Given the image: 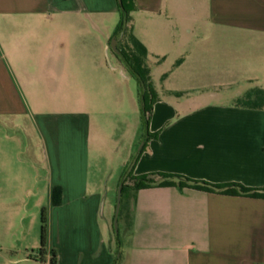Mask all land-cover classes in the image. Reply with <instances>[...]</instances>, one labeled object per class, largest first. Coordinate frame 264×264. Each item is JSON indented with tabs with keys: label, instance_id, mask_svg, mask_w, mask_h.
<instances>
[{
	"label": "crops",
	"instance_id": "1",
	"mask_svg": "<svg viewBox=\"0 0 264 264\" xmlns=\"http://www.w3.org/2000/svg\"><path fill=\"white\" fill-rule=\"evenodd\" d=\"M136 4L133 14H141L149 25L140 35L133 17L134 35L148 51L147 62L160 70L170 61L172 68L159 74V86L153 83L167 96L154 104L151 137L145 142L143 134L140 150L134 144L130 155L116 159L120 180L139 155L133 176L166 173L264 189V107L224 103L218 92L254 82H263L256 88L264 89V56L233 65L228 59L216 60L214 49L222 38H263L264 0ZM119 14L118 0H0L2 147L12 145V132L28 128L30 122L65 130L50 139L46 176L40 173L39 158H18L16 165L0 157V194L30 195L40 180L46 181L48 204L39 205L47 209L50 222L44 264H52L54 248L56 264H264V199L177 187L127 192L119 216L124 233L112 236L113 192L101 181L103 158H91L92 132L100 134L102 123L86 108H103L120 129L117 110L124 80L105 60L110 64ZM201 18L206 27L197 26ZM223 51L237 57L229 45ZM118 61L123 64L120 57ZM150 72L152 79L154 69ZM180 79V84L191 82L202 90L193 102L178 100L189 92L183 85L163 86ZM28 97H48L50 109L40 111L42 105ZM71 104L79 110L66 111ZM56 187L62 190L58 206L52 203ZM37 257L33 250L21 260L42 264Z\"/></svg>",
	"mask_w": 264,
	"mask_h": 264
},
{
	"label": "rangeland",
	"instance_id": "2",
	"mask_svg": "<svg viewBox=\"0 0 264 264\" xmlns=\"http://www.w3.org/2000/svg\"><path fill=\"white\" fill-rule=\"evenodd\" d=\"M131 15L138 21V32L140 35H143V32H146L149 26L145 18L138 13H132ZM120 22L121 14L118 16V24H120ZM197 26L202 28L206 27L207 24L203 18H201L197 23ZM113 42L114 37H112L110 40V64L107 57L105 60L108 65L113 68H117V74L124 80V88L121 90L124 93V98L119 99L118 102H120V104L117 110L119 112V122L117 124H119L120 129L118 131L116 130V123L114 119L111 120L110 118H107V116L104 114L105 112L103 108L96 109L95 106H88L86 109L92 111L95 117L98 115L97 119L101 121L100 124L102 123V131L100 134L95 131L92 132L91 158H103L102 161L106 166V168L101 172V174H103L101 181H103V183H109V188L113 192L115 207L111 219V234L117 239L118 236L123 235L124 231L120 221L118 232H116L115 228V214L119 188L121 186L120 163L116 159L126 158L128 154L130 155V150H132L131 147L134 144L137 145V151L140 150L143 145V141L140 139L143 134H146V130L142 118L141 95L138 79L129 68L123 64L121 65V63L118 61V53L112 47ZM226 45H229L231 48H233L232 54H236V58L233 57L234 55H224L225 51H223V47ZM117 46L118 44H116V47ZM214 49L217 50L216 53H218V57L215 59L219 62H222L224 59H228L227 61H230L233 65H235L238 63H245L247 60L255 61V59L264 56V36L263 38L252 35H245L241 36V38L232 39L222 38L221 40L216 41ZM147 64L150 68L154 69L152 82L158 86L161 84L159 80V74L161 75L168 73L172 68L170 61L162 64L159 67L160 70H156L150 62H147ZM219 66L220 65L217 67ZM180 83H182V80L174 82L170 81L167 84L163 83V86L167 88L169 86L183 85L181 87L188 89L189 92L180 96V99L173 97L182 103L193 102V97L199 96V94L202 93V90H197V86L191 82L183 84ZM262 83H240L232 87L218 89V92L222 94V102L238 103L239 100L246 97V93L253 90L256 91L258 89L256 87H261L263 85ZM130 91L132 94H130ZM239 93H243L242 98H238ZM157 96L165 97L167 95L157 92ZM202 99L206 98H200V100ZM27 100L29 102L40 103L42 105L40 111L42 112L50 109L46 105V103L51 101L48 97H28ZM70 110H79V108L78 106L74 107L73 104H71L66 108V111L69 112ZM115 110L116 109H114L113 112H115ZM95 113H97V115H95ZM100 113H102V116ZM122 122L125 124L123 125ZM30 123L31 126L28 128L23 126L22 130L17 131L16 133L13 131L12 133L15 136V139L13 140L14 143H12V145L8 144L7 147L4 148L2 147V138L3 134H5V131L0 130V157L8 158L9 163L13 161V163L16 165L18 158L23 160L27 158H39L40 173L42 176H46L47 166L45 164V159L48 155L50 139L52 136H54V133H58V136H63L65 130L60 129L55 131L53 130L52 126L44 128L40 121L38 124L32 122ZM25 124L26 123L24 121V125ZM60 124L61 121L58 122V125ZM121 128H124V130ZM99 170L101 171V169ZM45 182V180H40V184L37 185L34 192H32L30 195L28 193L18 195L11 192L0 194V264H39L35 262H24L21 260L27 255V253H32L33 250L34 254L38 256L37 260L40 263H43L41 259V253L39 251L41 248L42 229V210L39 209V205L43 203V206L45 207L48 204V196L44 195L45 190H43ZM39 188L42 189L37 193ZM46 215L49 226L50 222L48 212ZM54 250L56 251L55 248ZM49 255H51L50 252ZM46 259H48V257Z\"/></svg>",
	"mask_w": 264,
	"mask_h": 264
},
{
	"label": "trees",
	"instance_id": "3",
	"mask_svg": "<svg viewBox=\"0 0 264 264\" xmlns=\"http://www.w3.org/2000/svg\"><path fill=\"white\" fill-rule=\"evenodd\" d=\"M119 4V12L121 14V22L116 32L119 39L117 49L119 57L123 64L129 68L137 77L141 95V111L145 125L146 135L144 141L147 142L151 135L149 134L150 117L153 112L154 104L157 102V91L151 79L150 68L147 64L148 51L146 47L136 38L133 29L132 13L136 11V0H121ZM178 61L177 64H180ZM168 74L163 76V79ZM182 95V93H177ZM238 105L247 108H263L264 107V89L258 88L254 93L248 94L244 99L239 100ZM138 156L128 163L121 184L123 185V194L127 192H138L143 189L153 187H177L181 190L193 189L208 193H217L228 196H244L256 199H264V189H253L241 184L215 185L204 181H197L181 175L157 173L143 176H133V169L138 160ZM62 190L59 187L54 188L52 193V203L58 206L61 203ZM124 208V206H123ZM123 208L120 217L123 215ZM47 211L42 210V229H41V248L39 249L41 256L47 253L48 248V220ZM121 219V218H120ZM52 264L57 263L56 251H52ZM33 258L34 256H30ZM44 264V263H42Z\"/></svg>",
	"mask_w": 264,
	"mask_h": 264
},
{
	"label": "water",
	"instance_id": "4",
	"mask_svg": "<svg viewBox=\"0 0 264 264\" xmlns=\"http://www.w3.org/2000/svg\"><path fill=\"white\" fill-rule=\"evenodd\" d=\"M119 4H122L121 0H118ZM117 44V38H114V42H113V49L119 54V51L116 47ZM122 196H123V185L121 184L120 188H119V193H118V201H117V207H116V214H115V228H116V232H118V228H119V216H120V211H121V206H122Z\"/></svg>",
	"mask_w": 264,
	"mask_h": 264
}]
</instances>
